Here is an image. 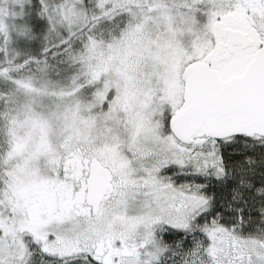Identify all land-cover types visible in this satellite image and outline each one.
Listing matches in <instances>:
<instances>
[{
  "label": "snow or ice",
  "instance_id": "1",
  "mask_svg": "<svg viewBox=\"0 0 264 264\" xmlns=\"http://www.w3.org/2000/svg\"><path fill=\"white\" fill-rule=\"evenodd\" d=\"M0 264H264V0H0Z\"/></svg>",
  "mask_w": 264,
  "mask_h": 264
}]
</instances>
